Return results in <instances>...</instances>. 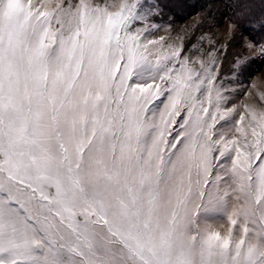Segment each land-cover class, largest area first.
I'll list each match as a JSON object with an SVG mask.
<instances>
[{
  "label": "snow or ice",
  "instance_id": "snow-or-ice-1",
  "mask_svg": "<svg viewBox=\"0 0 264 264\" xmlns=\"http://www.w3.org/2000/svg\"><path fill=\"white\" fill-rule=\"evenodd\" d=\"M226 8L233 79L159 0H0V264H264V0Z\"/></svg>",
  "mask_w": 264,
  "mask_h": 264
},
{
  "label": "rangeland",
  "instance_id": "rangeland-1",
  "mask_svg": "<svg viewBox=\"0 0 264 264\" xmlns=\"http://www.w3.org/2000/svg\"><path fill=\"white\" fill-rule=\"evenodd\" d=\"M163 7V19L161 21L162 30L158 35L169 36L170 42L179 43V37H183L185 50L191 49L193 45L200 46V38H205L203 47L207 50L210 46L207 44V38L211 37L216 41V46L220 47L228 44L227 54L224 58V64L221 68L223 75L233 79V63L237 56H250L251 51L243 47L246 43L239 32L234 34V39L228 34V19L225 15L231 16L227 11L226 3L229 0H189L191 6L187 12L172 10L166 7L165 0H159ZM163 29H167L164 31ZM199 54L198 52L191 53ZM244 75L239 77L241 83H233L238 90L246 91L252 84L256 85L253 89V97L241 95L237 97L236 102L242 101L257 102L258 97L255 93L264 92V61L257 59L254 63H249L244 69Z\"/></svg>",
  "mask_w": 264,
  "mask_h": 264
},
{
  "label": "trees",
  "instance_id": "trees-1",
  "mask_svg": "<svg viewBox=\"0 0 264 264\" xmlns=\"http://www.w3.org/2000/svg\"><path fill=\"white\" fill-rule=\"evenodd\" d=\"M188 1L189 0H165V3L163 4H166V7H169V9L187 12L189 9H191ZM229 1L232 2V0Z\"/></svg>",
  "mask_w": 264,
  "mask_h": 264
}]
</instances>
